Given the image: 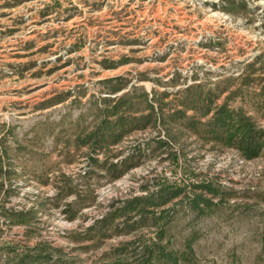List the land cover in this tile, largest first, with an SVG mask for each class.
<instances>
[{
	"label": "rangeland",
	"instance_id": "374dc122",
	"mask_svg": "<svg viewBox=\"0 0 264 264\" xmlns=\"http://www.w3.org/2000/svg\"><path fill=\"white\" fill-rule=\"evenodd\" d=\"M263 68L264 0H0V165L13 173L0 177V264L42 242L82 264L112 260L111 250L137 235L111 232L95 241V228L74 241L72 232L95 225L114 201L153 191L160 178L191 184L209 176L224 200L217 197L207 215L174 200L166 240L180 251L190 245L191 264H264V155L244 160L178 131L168 149H179L176 160L160 153L165 148L153 153L175 123H152L111 147L117 161L148 146L137 166L113 179L98 166L87 173L90 156H106L77 141L95 127L103 99H130L124 115H147L150 103L169 113L187 108L194 85L264 126L254 109L264 96ZM62 174L73 181L59 180ZM61 185L67 189L57 196ZM31 209L28 226L5 212ZM154 229L138 232L153 238Z\"/></svg>",
	"mask_w": 264,
	"mask_h": 264
},
{
	"label": "trees",
	"instance_id": "16d2710c",
	"mask_svg": "<svg viewBox=\"0 0 264 264\" xmlns=\"http://www.w3.org/2000/svg\"><path fill=\"white\" fill-rule=\"evenodd\" d=\"M119 90L121 88L114 89L115 92ZM187 92L189 96L193 94L192 99L186 100L187 108L165 113L162 106L155 108L154 103L153 106L150 103L148 105L152 110L147 115L140 117L124 115V113L130 112L133 107L130 99L125 97L103 99L107 105L100 109L97 115L98 119L95 120V127L91 130H84L83 136L80 135L77 140L80 146H87L92 152L106 156L105 159L94 155L90 156V169L87 170V173H96L93 167L98 166L104 168L113 179L124 176L141 162L148 146H136L121 159H116L117 161L108 156L111 147L120 144L132 129L146 130L152 123L154 127L160 123V125H166V123H175L174 125H176L174 126L175 131H172L173 127L166 130V135L169 138L159 139L157 141L159 146L153 148V153L165 148L160 153L167 151L169 158L175 157L174 159L178 160L176 155L180 153L179 149L172 150V152H169L168 149H173L182 133L196 137L197 140L202 141L203 146L209 145L210 150L234 149L244 160L250 161L264 155V126L260 125L257 117L242 107L233 106L227 101L218 104V95L205 92L200 85L189 86ZM156 99L159 102L163 101L161 97ZM260 99L255 103L254 109L264 119V96ZM189 109L193 111V115L187 116ZM167 118L171 121L167 122ZM0 161H2L1 156ZM2 170L3 167L0 165V177L6 174L5 178L11 179L9 176L13 173L9 170L3 173ZM191 173L195 174L194 171ZM195 175L199 179L200 174ZM58 178L61 181H73L66 174H62ZM157 185V188L146 194L114 201L110 209L96 221L95 225L84 233L72 232L75 234L73 240L79 241L86 238L92 234L95 228H99L97 234L91 236V239L95 241L111 236V232L117 235L135 234L136 238L111 250L110 254L114 257L112 260L101 259L100 264H191L195 260V255L190 245L187 246L188 249L180 251L172 246L170 238L166 240L168 232L166 226L176 211L174 204H187L198 215H207L214 206L220 203V200H224L221 196L222 187L215 183L213 176L191 184H178L163 177L160 178ZM3 186L5 183L2 180L0 187ZM64 187L60 186L57 196H61L64 189H67ZM217 197H220L218 202L215 201ZM174 200L178 201L173 204ZM70 205V203L65 205V211L72 210ZM5 212L11 223L27 226L31 221L30 215L34 213L33 209L26 212L16 210ZM72 215L69 216L70 219L74 218V214ZM118 219L122 220L117 222ZM153 226L156 228L153 238H146L144 234L139 233L144 228L153 229ZM79 247L86 250L90 248L87 245ZM25 249L23 253L16 255L15 258L12 257L6 264H82L81 262H84L77 255L68 256L61 248L46 242L38 243L34 247L26 246ZM106 257L109 258L108 254Z\"/></svg>",
	"mask_w": 264,
	"mask_h": 264
}]
</instances>
